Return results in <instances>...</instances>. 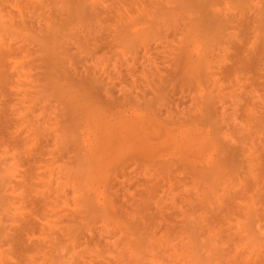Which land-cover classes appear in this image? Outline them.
Returning <instances> with one entry per match:
<instances>
[{
    "label": "rangeland",
    "instance_id": "obj_1",
    "mask_svg": "<svg viewBox=\"0 0 264 264\" xmlns=\"http://www.w3.org/2000/svg\"><path fill=\"white\" fill-rule=\"evenodd\" d=\"M0 264H264V0H0Z\"/></svg>",
    "mask_w": 264,
    "mask_h": 264
},
{
    "label": "bare ground",
    "instance_id": "obj_2",
    "mask_svg": "<svg viewBox=\"0 0 264 264\" xmlns=\"http://www.w3.org/2000/svg\"><path fill=\"white\" fill-rule=\"evenodd\" d=\"M224 17H226V16L224 15ZM214 18H215V20H214ZM217 18H218V16L216 15V16L213 17L212 20H211V19L209 20V18H208V19L206 18V21H207V23L210 22L212 25L216 26L215 28H212V29H213V34L219 37V35L222 34V31H223V30L220 31V29H222V27L219 25V22H218V21H220V20L223 21V20L220 19V18H218V19H219V20H218ZM239 20H240L241 25H243V26H246V25L248 24L247 18H245L244 10H241V11H240V13H239ZM260 20H261V18H259L258 16H256V20H255L256 22H255V23H256V24H257V23L259 24ZM206 21L204 20V22H206ZM221 21H220V22H221ZM261 22H262V21H261ZM261 24H262V23H261ZM219 26H220L221 28H219ZM248 26H249V27H248ZM252 26H253V25H252ZM247 27H248V29H249V28H250V25L248 24ZM219 31L221 32V34H220ZM248 31H249V30H248ZM248 31H247V32H248ZM217 34H218V35H217ZM247 34H248V33H247ZM218 37H217V38H218ZM220 37H221V36H220ZM220 37H219V38H220ZM204 39H205V38H204ZM249 39H250V38H249ZM246 40H248V39L246 38ZM204 42H207V43H208V41H207L206 39H205ZM247 42H248V41H247ZM207 43H206V44H207Z\"/></svg>",
    "mask_w": 264,
    "mask_h": 264
}]
</instances>
